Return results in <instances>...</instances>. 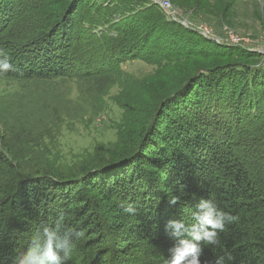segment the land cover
Here are the masks:
<instances>
[{
	"label": "trees",
	"instance_id": "trees-1",
	"mask_svg": "<svg viewBox=\"0 0 264 264\" xmlns=\"http://www.w3.org/2000/svg\"><path fill=\"white\" fill-rule=\"evenodd\" d=\"M83 1L0 0V53L13 66L0 77L19 83L0 95V264L60 214L76 240L68 264H163L190 239L172 237L167 222L192 223L200 198L239 216L220 246L203 245L201 264L227 253L231 264H264V62L202 47L210 43L163 21L149 0H108L90 15ZM171 1L225 26L235 3ZM107 14L109 27L96 33ZM133 61L154 70L123 72ZM113 88L115 143L64 153L61 128L102 111Z\"/></svg>",
	"mask_w": 264,
	"mask_h": 264
},
{
	"label": "rangeland",
	"instance_id": "rangeland-1",
	"mask_svg": "<svg viewBox=\"0 0 264 264\" xmlns=\"http://www.w3.org/2000/svg\"><path fill=\"white\" fill-rule=\"evenodd\" d=\"M105 1L107 2L108 0H84L82 9L85 8L87 11L89 10L88 14L90 15L93 13L92 11H94L95 7H103L104 5L102 3ZM110 1L111 0L107 3ZM134 1L138 3L143 0ZM166 1L170 3V11L176 15L178 22L169 20L161 9L156 6L164 17L162 18L163 21L166 20L170 23L180 25L184 29L194 32L210 43L209 45L204 44L202 47H208L209 50L215 47H224L232 49V51L240 49L239 51H242L244 54L257 55V59L239 61L251 65H255L260 61L264 62V0H233L235 3H233L234 5L230 10L228 19L224 22L226 26L221 25L215 17H208V13L206 12L188 11L183 5H181L182 7H178L176 5L174 6L171 0ZM125 4L122 3L119 8H124ZM135 8H137V6ZM116 15L120 14L116 13L113 19L118 18ZM106 16H108V18L104 19L101 17L102 20L101 23L97 25L96 33H99L101 30H107V27H109V14ZM79 19H82L81 14L75 15V20L79 21ZM183 22L187 23V25L184 26L182 24ZM111 24H113L112 21ZM192 39L195 41L199 40L200 43L202 41L195 36H193ZM52 51L54 53H61L56 52L55 48H52ZM218 63L220 62H217V64ZM262 68L264 69V66H262ZM121 69L129 75L139 78L149 75L154 70L153 67L140 61L127 62L122 65ZM18 86L19 83L0 77V95L12 96V90H15ZM116 96L117 89H111L105 100L102 111L96 115L90 112L81 120H75L61 128L59 143L64 153L77 155L84 151L92 150L96 143H102L104 145H112L115 143L116 127L122 115V112L111 102ZM9 99L10 98H8V100ZM161 262H163V260L160 261V263Z\"/></svg>",
	"mask_w": 264,
	"mask_h": 264
},
{
	"label": "clouds",
	"instance_id": "clouds-1",
	"mask_svg": "<svg viewBox=\"0 0 264 264\" xmlns=\"http://www.w3.org/2000/svg\"><path fill=\"white\" fill-rule=\"evenodd\" d=\"M13 69L9 58L0 53V74ZM176 204L177 200H170ZM118 208L129 216L137 215V207L127 201H119ZM192 223L170 219L165 230L172 237L187 236L190 239H179V242L169 248L163 264H201L200 256L203 245L220 246V233L225 231L226 224L239 220L238 215H232L221 209L212 199L200 198L191 212ZM76 240L72 231L64 226V216L60 214L51 223H40L30 237L26 249L12 259V264H68L75 250ZM234 257L227 253L215 257L212 264H231Z\"/></svg>",
	"mask_w": 264,
	"mask_h": 264
},
{
	"label": "built area",
	"instance_id": "built-area-1",
	"mask_svg": "<svg viewBox=\"0 0 264 264\" xmlns=\"http://www.w3.org/2000/svg\"><path fill=\"white\" fill-rule=\"evenodd\" d=\"M149 2H150V4L158 6L161 9V11L163 12V14H165L169 20L178 22L176 15H174V13L172 11H170L171 6H170V3L168 1H166V0H149ZM182 24L184 26L187 25V23H185V22H183ZM201 27H203V26H201ZM204 28H206V27H204ZM202 30H204V29H202Z\"/></svg>",
	"mask_w": 264,
	"mask_h": 264
}]
</instances>
